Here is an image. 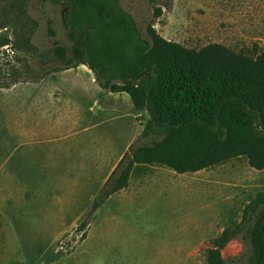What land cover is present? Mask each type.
<instances>
[{
  "label": "rangeland",
  "instance_id": "1",
  "mask_svg": "<svg viewBox=\"0 0 264 264\" xmlns=\"http://www.w3.org/2000/svg\"><path fill=\"white\" fill-rule=\"evenodd\" d=\"M119 3L143 34L151 24L163 38L187 47L216 42L252 56L264 47V0ZM155 7L161 9L158 16ZM65 13L62 4L49 1L0 0V36L11 40L0 47V82H13L11 70L19 72L14 84L38 80L55 67L63 70L52 41L69 43ZM48 19L54 35L48 31ZM26 38L29 47L23 44ZM60 78L56 75L55 79L63 81ZM12 85L0 87V264H176L178 236L173 230L178 214L171 216V210L162 208L160 202L150 203L155 212L128 213L118 219L104 211L93 216L90 209L85 215L86 235L79 238L76 228L84 217L63 219V203L54 201L61 196L63 184L52 172L38 168L56 161L59 147L51 143L14 147ZM138 119L144 124V116ZM23 122L26 128L35 126L34 117ZM187 175L181 184L192 183L195 188L188 195L182 192L175 203L181 212L179 264H205L210 239L221 227L239 220L243 205L264 191V168L253 169L244 156H238ZM194 233H201V238L187 244ZM221 253L226 264H248L239 238L231 239Z\"/></svg>",
  "mask_w": 264,
  "mask_h": 264
},
{
  "label": "trees",
  "instance_id": "2",
  "mask_svg": "<svg viewBox=\"0 0 264 264\" xmlns=\"http://www.w3.org/2000/svg\"><path fill=\"white\" fill-rule=\"evenodd\" d=\"M37 1L62 4L66 11L69 43L53 39L57 60L64 67L86 65L103 89L126 92L133 107L146 114L99 200L126 186L136 163H160L184 173L244 156L251 168H264V47L254 56L216 42L187 47L163 38L151 24L143 34L119 0ZM160 12L155 7L154 15ZM10 43L0 36V47ZM23 44L29 47L27 38ZM8 74L13 82L0 87L17 82L19 72ZM86 222L87 217L76 228L80 239ZM233 238L244 245L248 264H264V191L243 205L239 220L210 239L205 264H226L221 250Z\"/></svg>",
  "mask_w": 264,
  "mask_h": 264
},
{
  "label": "crops",
  "instance_id": "3",
  "mask_svg": "<svg viewBox=\"0 0 264 264\" xmlns=\"http://www.w3.org/2000/svg\"><path fill=\"white\" fill-rule=\"evenodd\" d=\"M56 75L62 76L63 81H56ZM11 93L14 147L38 143L59 147V158L38 168L52 172L51 175L63 184L59 191L61 196L54 200L59 205L63 203V219L85 218L90 209L93 216L100 211L116 219L128 213L138 216L139 212L157 211L151 204L160 202L162 208L171 210V216L178 214L173 232L178 236L176 264H179L181 212L175 203L182 192L188 195L195 188L192 183L181 184L180 180L187 174H199L214 165L177 173L160 163H136L131 167L127 185L99 202L96 198L103 184L139 136L143 124L138 117L146 119L145 112L133 107L126 92L103 89L91 69L83 64L63 67V70L49 72L35 81L13 83ZM32 117L34 128H26L23 121ZM202 182L206 184V181ZM94 201L98 203L91 206ZM161 212L168 214L169 211ZM226 226L229 225L221 227L216 235ZM197 236L201 238V233L191 235L187 244Z\"/></svg>",
  "mask_w": 264,
  "mask_h": 264
},
{
  "label": "water",
  "instance_id": "4",
  "mask_svg": "<svg viewBox=\"0 0 264 264\" xmlns=\"http://www.w3.org/2000/svg\"><path fill=\"white\" fill-rule=\"evenodd\" d=\"M70 26V25H69ZM98 203V201H94V204L92 205V206H94L95 204H97Z\"/></svg>",
  "mask_w": 264,
  "mask_h": 264
},
{
  "label": "built area",
  "instance_id": "5",
  "mask_svg": "<svg viewBox=\"0 0 264 264\" xmlns=\"http://www.w3.org/2000/svg\"><path fill=\"white\" fill-rule=\"evenodd\" d=\"M81 233V232H80ZM80 236V235H79Z\"/></svg>",
  "mask_w": 264,
  "mask_h": 264
}]
</instances>
